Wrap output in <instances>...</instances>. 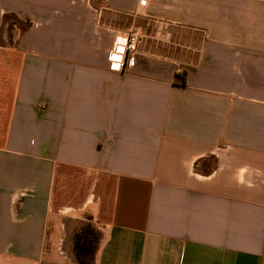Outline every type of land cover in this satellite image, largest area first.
<instances>
[{"label":"crops","instance_id":"1","mask_svg":"<svg viewBox=\"0 0 264 264\" xmlns=\"http://www.w3.org/2000/svg\"><path fill=\"white\" fill-rule=\"evenodd\" d=\"M86 222L91 264H264V0H0V264Z\"/></svg>","mask_w":264,"mask_h":264},{"label":"built area","instance_id":"2","mask_svg":"<svg viewBox=\"0 0 264 264\" xmlns=\"http://www.w3.org/2000/svg\"><path fill=\"white\" fill-rule=\"evenodd\" d=\"M139 4H145V0H139ZM143 37V32L138 26H131L124 32L116 33L107 56L109 67L118 71L132 66Z\"/></svg>","mask_w":264,"mask_h":264},{"label":"trees","instance_id":"3","mask_svg":"<svg viewBox=\"0 0 264 264\" xmlns=\"http://www.w3.org/2000/svg\"><path fill=\"white\" fill-rule=\"evenodd\" d=\"M9 21H11V23ZM15 21H17V20L12 15L6 14L4 16V22L9 23L10 25H12V24H18V21L17 22H15ZM18 28L20 30H23L25 28V24H22L21 22H19V27ZM92 236H93V234L91 232H85L84 234L83 233L82 234H79L77 232L75 234L76 239H74V247H73V249H74V253H75L77 259H80V260L82 259V260L85 261V257H83L82 255L87 250L86 249L87 248L86 245H87L88 242H90V238ZM94 241H95V239H94ZM82 242H86V244L85 243H82ZM93 244H94V242H93ZM91 249L92 250H91L90 261L87 260V258H86V260H87V262H89V264L91 263V257H92V253H93L94 246Z\"/></svg>","mask_w":264,"mask_h":264},{"label":"rangeland","instance_id":"4","mask_svg":"<svg viewBox=\"0 0 264 264\" xmlns=\"http://www.w3.org/2000/svg\"><path fill=\"white\" fill-rule=\"evenodd\" d=\"M10 23H11V21H9ZM15 22H17V21H15ZM22 23L23 24H25V22L24 21H22ZM19 27V22H18V24H12V25H10L9 23L5 26V29H6V31L9 33V34H11V36L12 37H15V35H16V32H17V28ZM91 226H93L91 223H84L80 228H79V230H78V233L79 234H84L85 232H91L92 234H93V236L90 238V242H88L87 243V250L83 253V257H85V261L84 260H80V259H77V257H76V255H75V253H73V259H74V262L76 263V264H89V262H87V260H89L90 261V256H91V248H93V246H94V244H93V242H94V237H96L95 235V230L91 227ZM74 239H76V237L74 238ZM87 240V239H86ZM82 243H85L86 244V242H82ZM86 258H87V260H86ZM91 264V263H90Z\"/></svg>","mask_w":264,"mask_h":264}]
</instances>
